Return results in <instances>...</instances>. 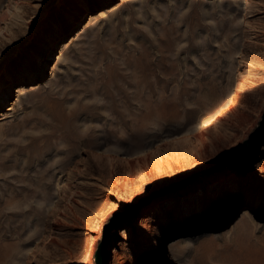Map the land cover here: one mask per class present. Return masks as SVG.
Segmentation results:
<instances>
[{"label": "rangeland", "instance_id": "1", "mask_svg": "<svg viewBox=\"0 0 264 264\" xmlns=\"http://www.w3.org/2000/svg\"><path fill=\"white\" fill-rule=\"evenodd\" d=\"M262 72L264 0H0V264H96L102 242L103 264H264V89L212 141L91 148L202 118Z\"/></svg>", "mask_w": 264, "mask_h": 264}, {"label": "bare ground", "instance_id": "2", "mask_svg": "<svg viewBox=\"0 0 264 264\" xmlns=\"http://www.w3.org/2000/svg\"><path fill=\"white\" fill-rule=\"evenodd\" d=\"M104 13L105 12H103V14ZM95 14L96 13L89 14V22H92L93 20H96L99 18V15H95ZM85 28L86 26H84V29ZM55 50L56 48L53 49V52ZM42 74H44L43 70L40 71L38 75H42ZM38 75L34 77V79L37 78ZM233 76H234V81L232 82H234V85L236 84V82L238 83V89L235 90L233 95L224 97V99L221 100L217 106L213 107L212 109L208 111H205L204 117L202 118L192 117L188 119H183L182 117H177V118L175 117L174 121L172 120V122L169 123L166 127H164L159 134L146 135V133H149V132H146V133L137 132V133H134L133 135L127 136L125 139L121 141H113L111 144L108 143L107 138L101 137V138L95 139L92 142L91 148L97 151V153L99 152L101 154L102 148L108 145L110 147L106 150H108L109 153L106 155H108L109 157L111 158L130 157L132 159V156H136V155L140 156V155L146 154L151 148L165 145V143H167L168 141H171V140L175 141V140L181 139L179 135L188 136L189 134L190 135L193 134L194 136L201 138L202 141H205V142L212 141L213 130L219 124L223 123L226 119H228L230 115L233 113V111L243 103L246 97L256 95L257 93H259L260 91L264 89V72L258 73L250 80L241 79L238 76V74H235V73L233 74ZM231 77H230L229 82L231 81ZM8 88L9 90L13 89L11 84L8 85ZM21 91L22 90L18 92H21ZM238 128L239 126H237L236 129ZM53 135H54L53 132L41 134L38 137H36V140H34L33 144H37V141H38V147L42 151L43 149H45V147L51 145V142H52L51 140L54 138ZM53 140H57V139H53ZM71 156H72L71 154L70 155L68 154L67 156L68 160L66 161L65 166L62 167L61 169L62 172L66 171L71 166L72 160L74 159ZM68 195L69 193L64 191L63 197L61 198L59 196L60 198L59 200L64 201V199H66ZM192 198L194 199L195 197H192ZM176 202L178 201L171 200L167 202L165 206H169ZM55 211L56 209L53 208L48 211V214L51 215L55 213Z\"/></svg>", "mask_w": 264, "mask_h": 264}, {"label": "water", "instance_id": "3", "mask_svg": "<svg viewBox=\"0 0 264 264\" xmlns=\"http://www.w3.org/2000/svg\"><path fill=\"white\" fill-rule=\"evenodd\" d=\"M249 143V142H248ZM245 147H247V144H245ZM127 214H123L121 216H126ZM118 215L112 217L110 224L108 225V229H111L116 220H117ZM105 247H106V242H102L96 252V264H103L104 261V252H105Z\"/></svg>", "mask_w": 264, "mask_h": 264}]
</instances>
